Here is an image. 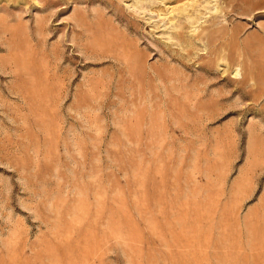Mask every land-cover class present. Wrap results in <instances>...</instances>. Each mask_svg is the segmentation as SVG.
I'll use <instances>...</instances> for the list:
<instances>
[{"label": "rangeland", "instance_id": "1", "mask_svg": "<svg viewBox=\"0 0 264 264\" xmlns=\"http://www.w3.org/2000/svg\"><path fill=\"white\" fill-rule=\"evenodd\" d=\"M0 264H264V0H0Z\"/></svg>", "mask_w": 264, "mask_h": 264}, {"label": "bare ground", "instance_id": "2", "mask_svg": "<svg viewBox=\"0 0 264 264\" xmlns=\"http://www.w3.org/2000/svg\"><path fill=\"white\" fill-rule=\"evenodd\" d=\"M238 1H241V0H238ZM244 1V0H243ZM235 3V2H234ZM236 4V3H235ZM196 5H197V3L196 2H194V3H192V4H189V5H184L183 4V6L182 7H176V9H174L172 12L173 13H176V12H178L179 14L181 13H184V12H186L187 11V9L189 8V7H191V8H194V7H196ZM250 5V4H249ZM244 6V5H243ZM237 9V8H236ZM193 10V9H192ZM194 11H196V10H194ZM234 11V10H233ZM237 11V10H236ZM251 11V10H250ZM177 13V14H178ZM242 14H247V11H242L241 12ZM171 14V13H170ZM172 16V15H171ZM197 17H199V16H197ZM202 17V16H201ZM49 19V18H48ZM51 19V18H50ZM197 19V18H196ZM201 19V18H200ZM52 20V19H51ZM44 22V21H43ZM50 22V21H49ZM196 24V23H195ZM43 25V24H42ZM40 29V28H39ZM227 35H230V34H227ZM209 36H207V38H208ZM227 38V37H226ZM229 40V39H228ZM228 42V41H227ZM225 43V42H224ZM249 76L250 75H248L247 77L249 78ZM252 77V76H251ZM250 77V79H252ZM244 83H246L247 82V79L246 80H244L243 81Z\"/></svg>", "mask_w": 264, "mask_h": 264}]
</instances>
